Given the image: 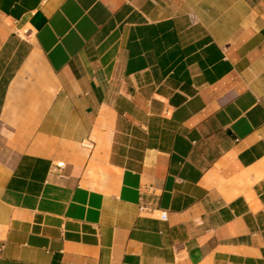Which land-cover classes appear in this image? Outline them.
I'll return each mask as SVG.
<instances>
[{"label":"crops","instance_id":"crops-1","mask_svg":"<svg viewBox=\"0 0 264 264\" xmlns=\"http://www.w3.org/2000/svg\"><path fill=\"white\" fill-rule=\"evenodd\" d=\"M0 264H264V0H0Z\"/></svg>","mask_w":264,"mask_h":264},{"label":"built area","instance_id":"built-area-1","mask_svg":"<svg viewBox=\"0 0 264 264\" xmlns=\"http://www.w3.org/2000/svg\"><path fill=\"white\" fill-rule=\"evenodd\" d=\"M64 167H65V164L63 162H60V163H58L56 165V168L58 170H62V169H64ZM59 178H63L62 174H59ZM161 219L163 221H167V219H168V213L166 211L162 212Z\"/></svg>","mask_w":264,"mask_h":264}]
</instances>
